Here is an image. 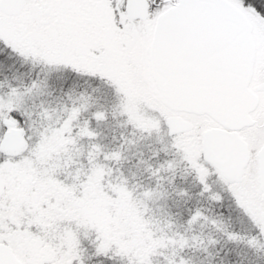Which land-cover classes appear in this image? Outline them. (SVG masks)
Returning a JSON list of instances; mask_svg holds the SVG:
<instances>
[{
    "label": "rangeland",
    "instance_id": "rangeland-1",
    "mask_svg": "<svg viewBox=\"0 0 264 264\" xmlns=\"http://www.w3.org/2000/svg\"><path fill=\"white\" fill-rule=\"evenodd\" d=\"M176 1L148 0V16L144 20H139L126 16L125 0H23L21 11L15 15L0 11V40L30 64L40 65L44 74L43 80L40 78L39 81L36 80L40 85L45 86V81L50 77V81L56 85L64 74L62 73L64 69L79 76L94 77L101 84H107L106 89L109 91L110 88L112 96L117 97L120 102L117 107L118 113H125L127 119H132L138 126L146 129L149 139L160 142L164 147L170 146L178 150V155L194 167L197 177L202 181L206 171L200 166V160L203 159L201 134L204 129L216 124L205 114L168 108L156 90L149 63L148 51L154 21L158 14ZM234 4L245 13L252 26L255 61L249 86L254 88L255 85L264 83V18ZM1 90L0 115L13 107L23 114L28 110L39 111L38 105L33 106V109L30 106L27 108L19 105L21 100L37 98L39 95L37 86L34 90L23 91L18 84H11L2 87ZM257 94L259 102L251 113L256 124L239 130V135L245 139L250 149L249 162L239 178L232 182L224 180L228 182L226 187L237 206L257 225L264 239V199L259 188L256 157L258 148L264 143V124L261 125L264 123V90ZM91 95V89L77 90L76 95L70 98L71 103L80 101L84 103L82 109H87ZM41 101L39 96L38 102ZM20 107L23 111H20ZM68 107L66 103L58 102L54 112H48L45 107L43 110L40 109L42 110L40 112L51 120V123H44L46 125L40 128L36 121L25 128L18 125L13 116L2 117L0 140L10 127L19 128L28 143V154L33 157L40 153L42 161H48L49 156L46 152L51 153L53 151L51 145L55 143L53 139L51 144L50 138L55 136L60 140L63 125L61 130L54 129L51 131L53 135L46 138L44 144L49 146L40 145L42 138L35 144V137L41 136L42 133L41 137L50 134L45 131L50 132L53 128L52 121L55 119L54 123L59 122L62 114L72 109ZM95 112L100 113L98 110ZM21 116L24 121L22 114ZM169 116L182 118L189 123V128L170 135L172 138L167 140L164 122ZM5 119L11 120L12 126L6 125ZM31 138L34 139V145ZM28 154L19 159H12L13 157L3 154L0 158V177L4 186L0 196V243L10 247L21 264H63V259L58 262L53 259L50 262L53 248L50 244H45L42 236L34 231L33 227L30 229L31 220L41 219L45 211L59 205L55 187L47 183L52 180L45 178L40 168L29 159ZM71 155L70 163L75 165L79 162L75 161L78 159L77 151ZM90 179L93 184L88 183ZM63 187L64 198V194L69 190L68 186ZM206 187L214 199H222L216 191V186L211 189L210 184H207ZM98 188L100 189L98 175L86 177L85 181L77 178L73 188L76 193L71 192L74 203L72 207L80 208L91 227L103 230L104 239L111 232L115 238L121 237L130 230V227L134 230H145L144 224L139 222L142 207L134 206L126 192L118 191L113 197H107V193L98 192ZM70 201L72 202L71 198ZM147 233L145 230V236H141L144 244L151 242V236L149 237ZM130 241L131 239H127V243ZM131 242L125 244L123 248L130 250L134 246Z\"/></svg>",
    "mask_w": 264,
    "mask_h": 264
},
{
    "label": "trees",
    "instance_id": "trees-1",
    "mask_svg": "<svg viewBox=\"0 0 264 264\" xmlns=\"http://www.w3.org/2000/svg\"><path fill=\"white\" fill-rule=\"evenodd\" d=\"M231 1L264 18V0ZM40 68L0 40V91L2 87L18 84L23 91L37 86L39 93L36 99L19 101L22 107L33 109L38 105V112L28 110L23 114L17 108H5L8 110L0 119L13 116L18 125L25 128L36 121L40 128L46 125L44 123H51L49 117L40 112L44 107L48 112H54L58 102L72 107L62 114L59 122L52 121L53 128L45 131L50 134L35 137V144L42 138L40 145L49 146L44 144L46 138L63 125L60 140L64 144L51 136V144L53 139L55 143L51 145L53 151L46 152L48 161H42L40 153L32 157L28 151L12 158L28 154L45 178L52 180L47 183L55 187L59 206L45 211L41 219L31 220L32 224L29 222L30 229L33 227L45 244L53 248L50 262L63 259V264H264V239L259 228L237 206L226 187L228 182L213 166L200 160L206 173L203 180H199L194 167L178 155V150L149 139L146 129L127 119L125 113H118L120 102L112 96L110 88L106 89L107 84L64 69L56 85L50 77L44 86L36 83L39 78L43 80ZM82 89L92 92L87 109H82L84 103L80 101L71 103L70 98ZM165 135L167 140L173 136ZM32 141L34 145V139ZM75 151L78 157L75 161L79 162L71 165V154ZM94 175L100 180L98 192L104 191L107 197H113L118 191L126 192L134 206L142 207L139 222L151 236L148 244L152 248L142 240L145 230L133 227L121 237L115 238L111 232L104 239V231L91 227L80 208L72 207L71 192L76 193L73 189L76 179L85 181L86 177ZM90 182L93 184L92 179L88 180ZM207 184L211 189L216 186L222 199H214L206 190ZM63 186H68L69 190L64 198ZM127 239L134 245L132 250L123 248L130 243Z\"/></svg>",
    "mask_w": 264,
    "mask_h": 264
},
{
    "label": "water",
    "instance_id": "water-1",
    "mask_svg": "<svg viewBox=\"0 0 264 264\" xmlns=\"http://www.w3.org/2000/svg\"><path fill=\"white\" fill-rule=\"evenodd\" d=\"M22 7L23 0H0V11L8 15ZM124 12L129 19L144 20L148 2L125 0ZM251 30L245 13L230 0H177L157 15L148 51L161 101L172 110L205 114L219 124L202 132L200 146L203 159L226 181L239 178L250 157L236 130L254 123L249 113L258 104L249 88L255 58ZM4 123L13 124L9 119ZM164 124L169 136L189 128L175 116L166 117ZM27 149L19 128L10 127L0 140L5 156H21ZM256 157L264 199V144ZM3 190L0 177V196ZM0 264H21L3 243Z\"/></svg>",
    "mask_w": 264,
    "mask_h": 264
},
{
    "label": "flooded vegetation",
    "instance_id": "flooded-vegetation-1",
    "mask_svg": "<svg viewBox=\"0 0 264 264\" xmlns=\"http://www.w3.org/2000/svg\"><path fill=\"white\" fill-rule=\"evenodd\" d=\"M147 2H148V0H147ZM148 9H149V2H148ZM254 61H255V58H254ZM254 64V63H253ZM251 78H252V76H251ZM250 82H251V80H250ZM250 82H249V85H250ZM262 85V87L260 88L259 86H261ZM257 87H259V89H257ZM249 88L258 96V92L259 91H262V90H264V83H260V84H257V85H255L254 86V88H251L250 86H249ZM258 102H259V96H258ZM258 105V104H257ZM256 108V107H255ZM255 108L249 113L250 114V117H251V113L255 110ZM252 118V117H251ZM182 119V118H181ZM253 119V118H252ZM254 120V123L253 124H251V125H248V126H252V125H254V124H256V121H255V119H253ZM215 122V121H214ZM215 124L216 125H214V126H211V127H209V128H212V127H218L219 126V124H217L216 122H215ZM264 123H261V125H263ZM248 126H243V127H241L240 129H242V128H245V127H248ZM208 129V128H207ZM240 129H238V130H236V133L239 135V130ZM205 130V129H204ZM203 130V131H204ZM179 133H181V132H179ZM175 134H178V133H175ZM240 136V135H239ZM241 137V136H240ZM242 139H244L243 137H241ZM244 141H245V139H244ZM246 142V141H245ZM248 144V143H247ZM264 144V143H263ZM262 144V145H263ZM262 145H260V146H262ZM248 148H249V146H248ZM260 148V147H259ZM249 154H250V149H249ZM250 158V157H249ZM249 162V161H248ZM248 164V163H247ZM247 164H246V166H247ZM245 166V167H246ZM245 167H244V169H245ZM244 169H243V171H244ZM242 174H243V172H242ZM241 174V175H242ZM237 179V178H236ZM236 179H234V180H236ZM233 180V181H234ZM232 182V181H231Z\"/></svg>",
    "mask_w": 264,
    "mask_h": 264
}]
</instances>
